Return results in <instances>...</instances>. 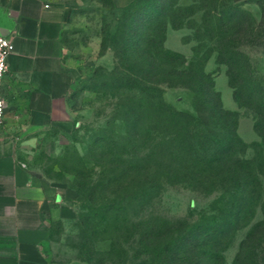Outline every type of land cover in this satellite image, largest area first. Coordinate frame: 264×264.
<instances>
[{
	"label": "rangeland",
	"instance_id": "1",
	"mask_svg": "<svg viewBox=\"0 0 264 264\" xmlns=\"http://www.w3.org/2000/svg\"><path fill=\"white\" fill-rule=\"evenodd\" d=\"M48 1L72 9L73 14L67 26L71 36L65 37L67 64L78 72V83L69 92L68 113L73 129L70 134L49 130L45 137L30 143L25 140L28 133L5 129L15 145V155L24 167L60 187L72 186L88 176L91 180L99 179L105 151L108 152L109 175L104 174V177L140 184L151 180L159 182L150 209H127L126 228L118 230L120 225L114 219L115 226L111 227L107 241L96 236L90 243L74 228L79 205L73 198L70 204L75 209L76 220L65 227H54L50 245L52 261L61 264H179L182 260L177 258L178 254L171 253L174 248H169L165 257L155 256L152 248L163 245L165 239L181 237L189 238L183 242L185 245L200 238L198 242L203 240L205 245L213 247L219 260L217 264H232L241 242L264 218L260 210L264 179L258 176L264 172V147L260 146L261 151L253 148L254 143L260 142L254 132L257 123L252 109L254 102L246 100L240 106L234 99L228 68L218 61L217 50L219 43L224 46L223 39L220 42L214 36L208 40L202 31H197L202 13L193 17L196 25L184 20L190 28L174 30L170 24L164 26L165 7L171 4L173 11H178L191 7L192 0H138L134 8L124 14L113 4L107 7L106 0H101L104 7L93 0ZM221 2L225 9L240 5L237 24L231 29L227 24L222 32L226 36L229 31L233 36L230 49L249 61L254 80L264 88V22L261 28L256 27L264 0ZM248 19H251L253 34H248V30L239 34L236 28ZM119 23L122 34L129 38L127 45L131 52L140 50L138 71L142 91L136 94L135 85L123 90L105 73L112 72L119 64L115 47ZM160 48L177 57L160 54L154 58L153 51ZM204 55L207 58L201 61ZM130 60H134L132 53ZM178 71L186 74H176ZM206 88L207 93L211 89V94L207 95L204 105ZM215 105L231 114L221 128H234L240 141L232 152H219V161L210 164L214 163L215 168L209 169L210 165L199 166L192 161L194 158L196 162L202 158L204 161L208 154H202V146L207 142L216 144L218 138H223L218 122L209 113V108ZM170 113L181 115V122L169 121ZM132 117L133 121L137 120L135 129L146 136V140H134ZM177 132L183 135L180 145H187L185 147L191 150L185 157L169 144L177 140ZM104 139L121 140V144L107 148ZM151 150L153 156L149 158ZM230 168L237 171L242 168L246 176H255L257 183L252 181L251 190L244 186L238 191L234 179L212 181L216 175L221 177L228 173ZM254 201L259 204L253 211ZM149 226L154 227L155 238L160 243L151 244L140 236ZM259 230L254 240L257 261L264 257V226ZM197 252L187 254L189 264L201 258L203 252Z\"/></svg>",
	"mask_w": 264,
	"mask_h": 264
},
{
	"label": "crops",
	"instance_id": "2",
	"mask_svg": "<svg viewBox=\"0 0 264 264\" xmlns=\"http://www.w3.org/2000/svg\"><path fill=\"white\" fill-rule=\"evenodd\" d=\"M133 1L111 0L117 9ZM71 10L48 0H0V36L13 44L2 84L0 264H61L50 258L54 227H65L76 215L74 193L24 167L5 133L26 132V142L49 130L71 133L69 92L78 77L67 64Z\"/></svg>",
	"mask_w": 264,
	"mask_h": 264
},
{
	"label": "trees",
	"instance_id": "3",
	"mask_svg": "<svg viewBox=\"0 0 264 264\" xmlns=\"http://www.w3.org/2000/svg\"><path fill=\"white\" fill-rule=\"evenodd\" d=\"M93 1L99 6L104 7L107 5L108 7L109 5L110 8L112 7L111 0H106V5L102 3L101 0ZM137 1L138 0H134L129 6L121 9L122 13L124 14L126 12H129L130 9H133ZM221 5H223L221 0H192L191 7H184L178 9V11H173L170 4L164 8V26L170 24L174 30H179L184 27L190 28L188 24H184V20L192 21V23L196 25L193 17L196 14L202 13L200 17V26L197 31H202L203 36L209 37L208 40L215 38L214 36H216L220 42L221 39H223L221 43H223L224 46L219 43V48L217 50L218 61L226 65L228 68L229 79L232 86L231 88L233 89L234 99L240 104V106L242 107L244 101L246 100H252V103L254 102L252 105V109L254 110L255 116L257 117V123L254 125V132L260 138V142L254 143L256 146H254L253 148L261 151L262 148L260 146L264 147V88L259 82H256L254 80L251 71L249 70V61L239 53H235L234 49H230L229 43L233 42V36L228 34L229 31L226 32V36H224L225 32H222L226 28L227 24L229 25V29L235 27V25L237 24L236 21L239 19L238 13L240 10V5L233 4L228 6L226 9ZM260 9L262 14L260 20L258 21V26L256 27L261 28L264 22V8L261 6ZM133 14L135 13L132 12V15ZM227 19L229 21H227ZM250 20L251 19L242 21L243 24L240 25V27L236 28L239 34H243L247 30L248 34H253V26L251 25ZM121 31L122 26L119 23L117 31L115 32V47L117 53L116 59L119 61V64L115 69H113L112 72L105 71V73L111 78V80H114V83H116L118 87L122 88L123 90L128 88L131 84L135 85L137 88V90L135 91L136 94L142 91L139 89L142 78L140 77L138 71L140 50L135 49L131 52V48L128 46L130 44V42H128L129 38L127 36H124ZM211 34H213V36H211ZM131 53L134 59L133 61L130 60ZM160 54H165L166 56L170 55L169 53L167 54L163 52V49L161 48L159 50L153 51L154 58L159 57ZM170 56L174 58L177 57L173 54ZM197 57L198 54L196 55V58ZM206 58L207 55L205 57H202L201 61H204ZM176 74L185 75L186 73H180V71H178L176 72ZM201 76L205 77L203 74H201ZM77 83L78 80L75 82V84ZM209 91L211 92V89ZM209 91L207 93L206 88L207 94L205 93L206 96L204 97V105L207 104V95L211 94ZM245 91H250V93L245 94ZM209 113L218 122L217 124H219L220 128L221 125H225L229 121V117L231 116L230 113L224 112L221 106L219 107L217 105H215V107H210ZM161 114H163V112ZM169 118V121L172 120V122H181L182 117L177 113H170ZM131 120L132 129L134 131V134L132 136L134 140H146L147 137L139 134L140 132L135 129L137 126V120L133 121V117L131 118ZM126 125H128V123L125 124V126ZM220 131H223L222 139L218 138L216 144H210L207 142L205 146H202L204 150L200 151L203 152L202 154L204 156L208 154V156H206V159L203 161L202 158L200 161L198 160V162H196V159L194 158L192 163L199 166L208 165L209 167L212 162L215 163L216 161H219L220 157L217 158L219 152H232L233 150H235V144L239 143L240 141L237 135H235V129H229L225 127L223 129L221 128ZM125 136L126 134L124 135V137ZM176 137L177 140H173L169 144H171L175 148V150L182 151L180 152L183 153L181 156L185 157L186 154L191 150L185 147L187 145H180L179 141L183 137L180 132L176 133ZM104 140V145L107 148H110L113 144L115 146L121 144V140ZM209 141H211L210 136ZM172 143H174V145ZM98 147L99 145L96 144L95 148ZM102 156L105 160H103V164H100L102 176L99 177V179L91 180L88 176V179L84 181H79L72 186L65 187L75 194V202L79 205V211L76 217L77 221H75L74 223V228H78L79 232L81 231L86 240L90 243L93 241V239H95L96 236H100V240L102 241H107L108 239H110L108 237V234L110 233L111 227L115 226L114 219H116V224L119 223L120 225L118 230H123L124 228H126V224L129 222L125 217L127 209L129 210L133 207H136V209H139L140 211H147L148 209H150L151 198L158 191L159 186V182L157 183L155 180L140 184L137 181L133 182V180L125 182L121 181V179L114 180L108 177H104L106 174L109 175V172L107 171L108 161L106 160V158L108 157V152L105 151ZM151 156H153L152 150L149 152V155L147 157L151 158ZM262 163L264 166V160ZM213 164L210 165L211 167L209 169L215 168ZM237 170L238 169L230 168L228 173H223L221 177H218L216 175V178L212 181H216L221 178H225L228 181H230V179H234L236 182L234 185L236 186V189L238 191L243 189L244 186H246L248 190H251V187L253 186L252 181H256L254 180L255 176H246L242 168L239 171ZM258 176H261L264 179V172L258 174ZM258 176L256 175V177ZM255 183H257V181ZM224 196H226V194H224ZM252 203L253 205L251 210L254 211L259 203L257 204V201H254ZM260 210L264 216V200L260 202ZM248 212L249 210L245 211L246 214H249ZM234 220H236V218H234ZM58 226L62 227L60 224H58ZM260 226H264V218L260 225L257 226V228L253 232L249 233L245 240L241 242L232 264H264V257L261 261H257L255 259L257 258L258 251L256 250L257 245H254V240L257 238L258 233L260 232ZM147 229L148 230H146L145 234L141 233L140 236L147 242L151 241V244H157V242L160 243L157 240L158 238H155L154 227L149 226ZM227 235L228 232L227 234H224V236ZM148 238L152 240H148ZM181 239V237H179V239H165L164 244L161 245L160 243L159 246L153 247L152 252L155 256L165 257L168 255L169 248L172 247L174 249L171 250V253L173 255L178 254L179 256L177 255V258H180L182 260L179 261V264H189V260L186 258L187 254L190 252L197 254V251H202L203 253H200L201 258L196 261L195 264H217V262L219 261L215 251H212L213 247L205 245L203 240L201 242H198L200 238H198L194 243L187 245L183 244V242L189 241V238H184L182 240Z\"/></svg>",
	"mask_w": 264,
	"mask_h": 264
},
{
	"label": "built area",
	"instance_id": "4",
	"mask_svg": "<svg viewBox=\"0 0 264 264\" xmlns=\"http://www.w3.org/2000/svg\"><path fill=\"white\" fill-rule=\"evenodd\" d=\"M13 52V44L10 40L0 36V141L2 139V129L6 111V102L2 93V84L8 70V57Z\"/></svg>",
	"mask_w": 264,
	"mask_h": 264
}]
</instances>
